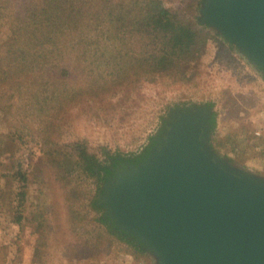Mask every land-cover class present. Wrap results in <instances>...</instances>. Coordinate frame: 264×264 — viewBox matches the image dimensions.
<instances>
[{
	"label": "rangeland",
	"instance_id": "obj_1",
	"mask_svg": "<svg viewBox=\"0 0 264 264\" xmlns=\"http://www.w3.org/2000/svg\"><path fill=\"white\" fill-rule=\"evenodd\" d=\"M25 1L13 0L0 10L4 66L12 38L11 8L14 2L25 7ZM163 1L209 33L188 63L193 75L185 81L166 74L109 77L115 63L101 53L115 45L91 30L86 48L57 38L56 53L40 59L37 77L21 92L0 75V264H151L142 247L104 219L98 196L105 180L96 172L73 170L66 155L78 160L72 146L84 142L95 163H108L111 154L136 156L147 151L175 106L211 105L215 149L264 173V131L254 137L257 129L264 130V76L235 46L199 22L202 0ZM147 41L139 38L134 48L143 50ZM64 67L71 70L69 79L54 72ZM61 85L69 86L67 93L54 91ZM19 163L28 173L25 188L13 175ZM18 190L26 191L20 223Z\"/></svg>",
	"mask_w": 264,
	"mask_h": 264
},
{
	"label": "water",
	"instance_id": "obj_2",
	"mask_svg": "<svg viewBox=\"0 0 264 264\" xmlns=\"http://www.w3.org/2000/svg\"><path fill=\"white\" fill-rule=\"evenodd\" d=\"M198 20L264 76V0H202ZM213 112L173 107L142 159L103 181L104 218L151 264H264V173L215 149Z\"/></svg>",
	"mask_w": 264,
	"mask_h": 264
},
{
	"label": "trees",
	"instance_id": "obj_3",
	"mask_svg": "<svg viewBox=\"0 0 264 264\" xmlns=\"http://www.w3.org/2000/svg\"><path fill=\"white\" fill-rule=\"evenodd\" d=\"M11 2L13 0H4L0 3V10ZM14 4L12 15H9L14 18L10 28L12 38L5 50L8 65L0 64V75L5 74L6 84L10 82L11 87L18 92L37 77V71L41 69L40 59L44 55L56 53L57 38L65 36L69 44L76 40L84 43L85 47L90 40L88 31L91 30L96 31L105 41L110 39L115 48L101 53L113 58L115 63V70L107 71L109 77L133 74L154 79L159 74H166L185 81L193 75V70L188 67L190 59L209 36L195 20L179 15L163 0H26L25 7L19 3ZM6 14L3 13V16L8 18ZM136 31L140 33L137 37L134 35ZM139 38L150 41L145 42L141 51L134 48ZM88 51L82 53L84 58L88 56ZM59 58L64 57L60 55ZM8 66L10 69H7ZM54 72L61 73L67 79L71 77V70L66 67ZM63 88L66 93L70 89L68 85ZM63 88L61 85L54 91L59 89L61 93ZM107 88L113 87L110 85ZM9 94L12 96V93ZM12 105L9 103L7 106ZM215 117L214 113L213 124ZM72 148L80 157L75 160L66 155L73 170L82 168L94 174L95 154L88 151L84 142L74 143ZM106 170L112 174L111 167ZM13 175L22 188L27 186L28 173L22 164H18ZM16 197L20 201L16 221L20 223L24 218L21 207L26 191L18 190ZM99 220L104 221L102 218Z\"/></svg>",
	"mask_w": 264,
	"mask_h": 264
},
{
	"label": "flooded vegetation",
	"instance_id": "obj_4",
	"mask_svg": "<svg viewBox=\"0 0 264 264\" xmlns=\"http://www.w3.org/2000/svg\"><path fill=\"white\" fill-rule=\"evenodd\" d=\"M213 118V117H212ZM213 122V119H212ZM146 153V150L141 151L140 154L133 156V155H123V154H111L109 155V161L108 163H101V162H96L95 163V172L98 174V177L103 180H106L107 175L109 174L107 172V167H111L114 166L115 168L119 167V165L121 164H125L126 162L130 161V162H138L140 159H142V157L144 156V154ZM105 219V218H104Z\"/></svg>",
	"mask_w": 264,
	"mask_h": 264
},
{
	"label": "built area",
	"instance_id": "obj_5",
	"mask_svg": "<svg viewBox=\"0 0 264 264\" xmlns=\"http://www.w3.org/2000/svg\"><path fill=\"white\" fill-rule=\"evenodd\" d=\"M264 130H261V128L257 129L254 133V137L258 138L259 136H261L263 134ZM260 148V147H257Z\"/></svg>",
	"mask_w": 264,
	"mask_h": 264
}]
</instances>
